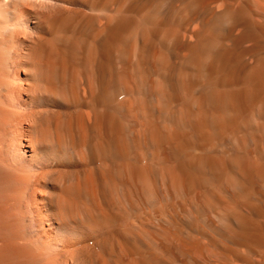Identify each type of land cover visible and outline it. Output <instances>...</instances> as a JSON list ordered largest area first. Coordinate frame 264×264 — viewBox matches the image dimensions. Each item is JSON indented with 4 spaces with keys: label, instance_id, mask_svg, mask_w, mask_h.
Segmentation results:
<instances>
[{
    "label": "bare ground",
    "instance_id": "obj_1",
    "mask_svg": "<svg viewBox=\"0 0 264 264\" xmlns=\"http://www.w3.org/2000/svg\"><path fill=\"white\" fill-rule=\"evenodd\" d=\"M0 264H264V0H0Z\"/></svg>",
    "mask_w": 264,
    "mask_h": 264
}]
</instances>
